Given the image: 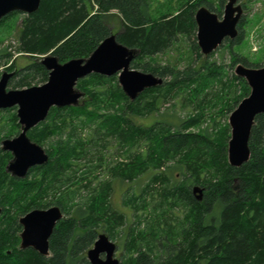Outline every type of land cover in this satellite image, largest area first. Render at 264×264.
Wrapping results in <instances>:
<instances>
[{"label": "trees", "instance_id": "1", "mask_svg": "<svg viewBox=\"0 0 264 264\" xmlns=\"http://www.w3.org/2000/svg\"><path fill=\"white\" fill-rule=\"evenodd\" d=\"M225 1L189 0L175 11L156 13L151 0H41L36 11L24 13L17 28L19 55L0 48V67L13 71L8 84L14 88L47 80L41 54L50 52L60 62L84 58L111 33L138 50L132 68L163 82L131 100L115 74L91 73L77 81L84 92L78 105L52 107L27 132L45 146V164L17 178L4 170L7 159L0 160V264H90L86 253L99 229L110 239L122 233L127 255L121 264H264V113L255 116L251 155L240 167L227 160L228 122L217 128L213 114L211 124L201 127L208 118L203 105L214 103L205 101L208 92L199 97L205 89L219 82L213 98L226 104L217 109L221 115L249 94L247 82L235 74L224 78L222 65L207 59L200 69L183 70L144 60L166 52L181 36L199 54L195 12L204 3L219 16ZM242 23L238 36L224 41L231 53L242 40ZM17 56L30 60L17 65ZM239 62L250 66L234 55L233 64ZM179 92L196 110L185 118L163 108ZM11 110H2L12 121L6 138L19 128ZM113 143L121 157L107 161L104 150ZM3 151L2 158L11 157ZM116 185L124 210L111 202ZM194 186L203 189L202 200ZM53 205L63 217L49 239V255L21 249L19 218Z\"/></svg>", "mask_w": 264, "mask_h": 264}, {"label": "water", "instance_id": "2", "mask_svg": "<svg viewBox=\"0 0 264 264\" xmlns=\"http://www.w3.org/2000/svg\"><path fill=\"white\" fill-rule=\"evenodd\" d=\"M239 0H227L221 18L206 6H200L194 15L197 26V43L200 51L210 54L226 38L234 40L239 33L238 24L243 14ZM41 0H0V20L18 11L30 14L36 11ZM138 50L129 48L111 33L84 58H71L60 62L53 54L41 56L40 62L48 71L47 80L38 85L8 89V81L13 72L4 71L0 76V109L16 106L20 124L17 135L4 138L1 148L9 151L12 158L6 171L17 178H24L35 165L45 164L49 154L43 146L30 139L27 132L44 121L52 107L78 105L84 92L77 88L79 79L91 73L104 76L117 74L118 84L125 95L134 100L146 88L161 85L163 79L150 72L131 67ZM235 75L247 82L250 92L232 110L228 117L230 137L227 143V160L233 167H240L250 158L249 138L257 114L264 113V66L250 67L237 63ZM193 193L202 200L203 189L193 187ZM1 213V207H0ZM63 217L59 206L34 208L19 218L22 230L20 248H32L39 254L48 256L49 239L56 224ZM117 245L106 233L98 234L86 256L90 264H120L115 256Z\"/></svg>", "mask_w": 264, "mask_h": 264}, {"label": "rangeland", "instance_id": "3", "mask_svg": "<svg viewBox=\"0 0 264 264\" xmlns=\"http://www.w3.org/2000/svg\"><path fill=\"white\" fill-rule=\"evenodd\" d=\"M189 0H151V4L154 6L156 13L159 12H172L177 10L182 4H186ZM227 1V0H226ZM225 1V3H226ZM212 2L217 5L218 0H212ZM242 8H243V14L241 16V19L239 21V24L242 23L241 29L243 32L242 40L234 44L233 50L234 52L231 53L229 49L224 45L227 42H223L219 47H217L214 51H212L210 54L204 55L200 49L199 54H196V52L191 50V42H189L186 38L182 37L178 40V42L173 45L171 48L166 50V52L160 53L154 58L145 57L144 60L150 61L152 65H173L174 67L183 70L187 68L188 66H193L195 69H200L204 65L205 59L209 62H214L217 65H222L224 68V71L226 72L227 77H231L234 75V68L235 64H233V56L236 55V57H241L248 61V64H250V67H261L264 66V0H239L238 1ZM206 6V4L202 3L200 6ZM199 6V7H200ZM198 7V8H199ZM197 8V9H198ZM222 13L219 15V18L223 15V9L221 10ZM24 17V13L18 12V13H10L5 19L0 20V48H5L8 46L7 51L11 52L13 56H16L18 53L15 51V48L17 47V28L21 24V20ZM225 41V40H224ZM227 45V44H226ZM50 52H47L45 54H41V56L48 55ZM19 55V54H18ZM30 57V56H29ZM28 56H17L16 61L17 65L24 64L26 61L30 60ZM39 57V59H41ZM136 58V57H135ZM134 58V59H135ZM133 59V60H134ZM67 61V60H66ZM65 62V61H63ZM241 63V62H239ZM4 66L0 67V76L3 71H11L7 69ZM137 70H141L139 68H136ZM115 77L117 79V74H115ZM170 77H166V79H169ZM165 79V78H164ZM211 84V83H210ZM35 85V84H33ZM8 89H14V87L10 84L7 85ZM219 88V82H216V84H213L211 88L205 89L202 94L199 95V97H202L204 93H209L205 98V101L211 99V101H214L213 104L206 102L203 106L206 107V113L208 118L205 119V121L201 124V127H206L211 122L208 120L211 117H213V114L215 115L216 121H217V128L223 123L228 122V117L230 115L231 111H225L224 113L219 114L217 109H223L226 108V104L220 103V100H216L213 97V93L215 90ZM81 90V89H80ZM238 104V103H237ZM237 104L234 105V108L237 106ZM11 112L16 113V106L9 107V108H2L0 109V150L1 148V141L6 138L4 136L5 133H7L9 130H12L11 124L12 121L9 117L8 111H2L4 109H10ZM163 108L168 110V112H175L178 116L185 118L188 114L192 112H196V110L193 107V104L188 99V95L184 92H179V94L175 98H170L169 102L163 105ZM18 122V118H17ZM192 131L198 129L197 126L190 128ZM216 129L213 130L211 127L209 128V132H215ZM16 133L13 134V136L17 135L20 131V124L19 128L14 130ZM11 136V137H13ZM45 148V146H43ZM3 151V150H2ZM120 151L119 148L115 146V144H110V146L104 150V158L107 161H112L115 159H120L121 156L117 155ZM8 152V151H3ZM11 157H5L4 154L0 155V160H6L4 170L6 171V165L8 161L12 158L11 152H9ZM104 169L102 168L99 172L101 173ZM7 172V171H6ZM9 173V172H7ZM10 174V173H9ZM11 175V174H10ZM102 175V174H101ZM121 188L119 185H116V188L112 192L111 195V202L113 206L118 207L120 210L126 209L122 205V195H121ZM1 207V206H0ZM50 207V206H49ZM48 208V207H45ZM166 212V211H164ZM169 214V213H168ZM178 215L181 216L182 212H178ZM170 217H173V214L167 215L168 220H171ZM153 221L154 219L151 218ZM145 225L148 224V222L144 221ZM22 228V226H21ZM99 232H103L99 229ZM122 234V233H120ZM120 234H117L116 239H111L113 242L116 243L117 249L115 256L119 258L120 264L127 255V250L123 246L122 237Z\"/></svg>", "mask_w": 264, "mask_h": 264}, {"label": "flooded vegetation", "instance_id": "4", "mask_svg": "<svg viewBox=\"0 0 264 264\" xmlns=\"http://www.w3.org/2000/svg\"><path fill=\"white\" fill-rule=\"evenodd\" d=\"M5 71H7V70H5ZM3 72H4V71H3ZM3 72H2V73H3ZM8 72H13V71H8Z\"/></svg>", "mask_w": 264, "mask_h": 264}]
</instances>
